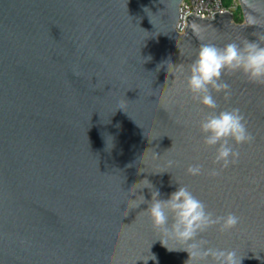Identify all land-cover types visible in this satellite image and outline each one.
Returning a JSON list of instances; mask_svg holds the SVG:
<instances>
[{
	"label": "water",
	"instance_id": "water-1",
	"mask_svg": "<svg viewBox=\"0 0 264 264\" xmlns=\"http://www.w3.org/2000/svg\"><path fill=\"white\" fill-rule=\"evenodd\" d=\"M238 1L240 23L190 13L179 33L180 0H0V264H184L134 206L151 199L145 179L161 199L184 185L235 213V229L205 238L264 264V85L223 77L217 102L254 141L219 176L186 172L216 167L188 66L202 43L264 35V0Z\"/></svg>",
	"mask_w": 264,
	"mask_h": 264
},
{
	"label": "clouds",
	"instance_id": "clouds-1",
	"mask_svg": "<svg viewBox=\"0 0 264 264\" xmlns=\"http://www.w3.org/2000/svg\"><path fill=\"white\" fill-rule=\"evenodd\" d=\"M249 24H256V18L248 17ZM241 74L249 82L264 85V35L255 40L233 41L223 47L215 43H202L195 59L188 66L186 87L194 102L207 112L199 121V131L205 147L214 149L213 164L216 167L205 169L196 163L187 167L186 172L199 176L207 172L210 176H219L224 170L238 162L239 146L250 144L254 136L249 131L244 114L239 108H220L215 94L231 96V86L223 79L225 75ZM178 162L169 160V167ZM151 199L139 196V203L147 205L144 209L154 231L164 239L174 241L179 247L169 251H184L188 259L184 264H241V258L235 249L212 246L206 239L210 230L228 233L235 229L240 217L233 212L216 214L184 185L161 199L160 192L154 190L147 180Z\"/></svg>",
	"mask_w": 264,
	"mask_h": 264
},
{
	"label": "built area",
	"instance_id": "built-area-1",
	"mask_svg": "<svg viewBox=\"0 0 264 264\" xmlns=\"http://www.w3.org/2000/svg\"><path fill=\"white\" fill-rule=\"evenodd\" d=\"M237 10L239 11L238 15L241 17L242 21L241 7L238 0H231V3L228 5H226L223 0H180L176 30L179 33L184 30L183 26L187 24L185 17L190 13L203 17L211 16L216 12H229L232 16V20L235 21L234 16H236Z\"/></svg>",
	"mask_w": 264,
	"mask_h": 264
},
{
	"label": "trees",
	"instance_id": "trees-1",
	"mask_svg": "<svg viewBox=\"0 0 264 264\" xmlns=\"http://www.w3.org/2000/svg\"><path fill=\"white\" fill-rule=\"evenodd\" d=\"M223 2L226 4V5H228V4H230L231 3V0H223ZM238 10L236 11V16H234V20L236 21V22H240L241 21V17L238 15Z\"/></svg>",
	"mask_w": 264,
	"mask_h": 264
}]
</instances>
